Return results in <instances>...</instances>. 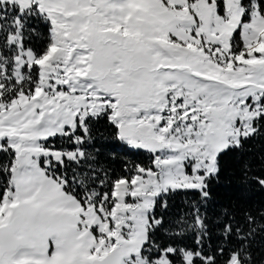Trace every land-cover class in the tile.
<instances>
[{
    "label": "snow or ice",
    "instance_id": "6c2138e0",
    "mask_svg": "<svg viewBox=\"0 0 264 264\" xmlns=\"http://www.w3.org/2000/svg\"><path fill=\"white\" fill-rule=\"evenodd\" d=\"M260 137L264 0H0V264H264V210L208 208Z\"/></svg>",
    "mask_w": 264,
    "mask_h": 264
},
{
    "label": "trees",
    "instance_id": "16d2710c",
    "mask_svg": "<svg viewBox=\"0 0 264 264\" xmlns=\"http://www.w3.org/2000/svg\"><path fill=\"white\" fill-rule=\"evenodd\" d=\"M105 121H100L96 127L105 131ZM50 143L60 144L57 139ZM96 147L101 151V159L115 171L121 172L123 161L148 164L149 153L143 150L130 149L122 142L112 139L105 131L102 139H98ZM115 155V159H113ZM247 166V171H246ZM264 173V137L249 141L243 151L226 153L221 158V172L218 178L209 184L210 200L208 201L209 215H215L223 209H228L242 218L244 212L253 213L264 210V188L254 182L252 177ZM199 194L193 191H178L168 197L169 209L165 215H171L182 209L186 201L198 199ZM160 213L161 209H156ZM256 253H262L260 247Z\"/></svg>",
    "mask_w": 264,
    "mask_h": 264
}]
</instances>
